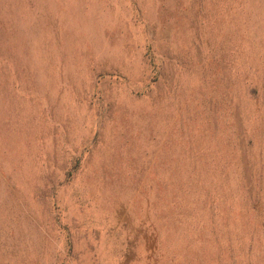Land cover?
<instances>
[{"label":"rangeland","instance_id":"374dc122","mask_svg":"<svg viewBox=\"0 0 264 264\" xmlns=\"http://www.w3.org/2000/svg\"><path fill=\"white\" fill-rule=\"evenodd\" d=\"M0 264H264V0H0Z\"/></svg>","mask_w":264,"mask_h":264}]
</instances>
